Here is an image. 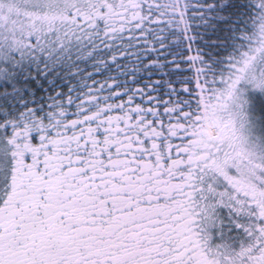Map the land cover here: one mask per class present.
<instances>
[{"label":"snow or ice","instance_id":"1","mask_svg":"<svg viewBox=\"0 0 264 264\" xmlns=\"http://www.w3.org/2000/svg\"><path fill=\"white\" fill-rule=\"evenodd\" d=\"M0 264H264V0H0Z\"/></svg>","mask_w":264,"mask_h":264}]
</instances>
